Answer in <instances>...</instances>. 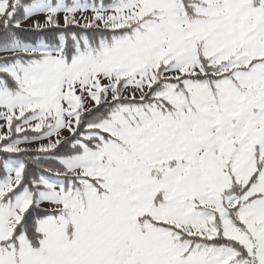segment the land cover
Wrapping results in <instances>:
<instances>
[{
    "label": "snow or ice",
    "instance_id": "snow-or-ice-1",
    "mask_svg": "<svg viewBox=\"0 0 264 264\" xmlns=\"http://www.w3.org/2000/svg\"><path fill=\"white\" fill-rule=\"evenodd\" d=\"M0 154V264H264V0H0Z\"/></svg>",
    "mask_w": 264,
    "mask_h": 264
},
{
    "label": "trees",
    "instance_id": "trees-1",
    "mask_svg": "<svg viewBox=\"0 0 264 264\" xmlns=\"http://www.w3.org/2000/svg\"><path fill=\"white\" fill-rule=\"evenodd\" d=\"M0 157H3V154H0Z\"/></svg>",
    "mask_w": 264,
    "mask_h": 264
},
{
    "label": "rangeland",
    "instance_id": "rangeland-1",
    "mask_svg": "<svg viewBox=\"0 0 264 264\" xmlns=\"http://www.w3.org/2000/svg\"><path fill=\"white\" fill-rule=\"evenodd\" d=\"M65 135H66V133H65ZM42 142H46V141H42ZM0 158H2V157H0Z\"/></svg>",
    "mask_w": 264,
    "mask_h": 264
}]
</instances>
